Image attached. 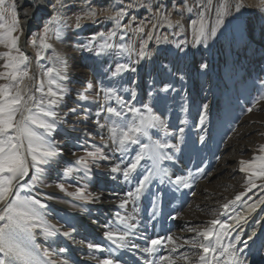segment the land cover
<instances>
[{"label": "rangeland", "instance_id": "1", "mask_svg": "<svg viewBox=\"0 0 264 264\" xmlns=\"http://www.w3.org/2000/svg\"><path fill=\"white\" fill-rule=\"evenodd\" d=\"M44 1L51 10L44 13L46 5L41 4L38 7L33 20L36 22L40 19L43 22L38 23L37 27H31L34 28L31 35L40 33L44 25L57 14V10L60 11L63 16V37L52 38L49 42L67 60L68 79L64 83L68 94L56 108L57 132L52 134L54 146L61 154L47 166L42 183L31 194L38 195L47 204L46 219L60 229L56 236L58 239L68 238L62 236L64 231L76 233L78 226L57 203L90 213L92 205L97 202L75 200L67 192L83 187L87 193L96 196L95 191L99 190L104 193L106 200L114 202L123 199L124 193L135 186V179L130 184L124 181L122 174L104 172L109 159L93 162L89 158L90 172L81 169L71 177L62 175L66 167L78 168L75 161L80 156H86L87 151L102 149L104 155L111 156L106 144L109 141L110 121L108 113L104 111L107 107L118 108L114 99L108 100L106 97V92L111 89H115L117 95L136 107L150 105L163 119L169 135L165 136L162 129H153L152 133L153 139L167 140L168 143L178 146V150L167 149L174 159L163 164L169 169L170 179L187 176L189 172L193 174L190 189L178 188L167 178L164 183L156 179L135 205L129 204L127 208L121 209L116 203L106 209L115 210L123 216L136 217L132 222L137 227L128 237L130 242L139 237L151 239L174 234L172 230L183 221L204 217L205 200L216 202L215 199L210 200V193L225 188L228 190L237 177V180L240 179L239 185L246 187L248 174L240 171L239 162L252 160L260 154V146L264 145V101H260V97L264 96V13L260 11V5L250 7L244 0H61L68 5L61 9L57 0ZM12 2L13 0H8V3ZM241 3L244 7L237 11L235 5ZM89 4L99 12L96 24L86 20L82 29H76L77 17L85 14ZM129 4L147 7H133L129 10L122 20V24L128 26L127 33L116 30L117 34L110 41L113 47L96 55L97 46L103 43L96 34L103 33L106 36L115 27L114 22L106 20L105 17L114 15L121 7ZM101 8L107 11H101ZM222 12L224 14L221 16ZM161 15L168 16L173 22L172 25L161 21ZM221 18L222 23H218ZM201 21L205 36L198 39ZM255 23L256 29L253 28ZM141 24L145 28L144 33L133 31ZM94 36V51L88 52L85 46ZM122 45L131 50L130 54H121ZM5 50L0 46V52ZM141 50L145 53L143 58L138 55ZM51 54L52 50H49L46 56ZM39 63L44 65L46 61ZM118 64L134 67L135 71H122L114 75ZM89 83L92 88L86 92ZM132 92H135V100H130ZM79 94L88 95L90 99L80 101ZM204 105H207V109ZM250 107L254 109L252 112H248ZM72 108H76L75 113L69 111ZM85 109L88 111L85 112ZM130 116L128 114L125 118ZM97 120L104 127H99ZM101 129L105 136H99ZM68 144L73 146V151L69 152L74 153V158L67 150H62ZM110 144L116 154L117 164L123 168L133 153L122 160L120 153L115 151L116 145L111 142ZM230 162L232 167L237 168L235 175L208 180L213 171L225 164L230 165ZM201 168L204 169L203 173L199 171ZM61 169V174L54 178L56 170ZM52 172L54 174L51 176ZM99 172L102 174L99 175ZM81 178L87 182H82ZM258 182L264 184V181ZM58 183H64L67 192H61L56 187ZM99 185L102 188H98ZM53 187L60 193L52 191ZM48 196L53 198L47 199ZM202 201L204 203H200ZM177 212L181 213L180 218L172 219ZM57 219L60 224L56 223ZM107 224H117L116 217H108ZM136 231L141 233L140 236ZM52 238L54 237L45 238L37 230L36 240L40 243L39 246L54 252L53 259L58 264L74 254L70 251L68 254L64 252L58 255L56 248L53 251L48 245ZM144 238L136 241L135 245H139V248L133 250L130 244V249H117L114 253L91 250L88 256L92 258L95 255L103 259L111 255L119 264H143L147 259L154 262L165 250L162 249L155 257L143 252L142 249L148 246ZM90 242L98 243L95 239H90ZM102 243L106 248H115L106 240H102ZM187 247L191 248L190 245ZM195 252L196 249H192L189 253L193 257L191 264L197 261L193 255ZM77 254L79 253L74 256ZM251 264H264V239L255 250Z\"/></svg>", "mask_w": 264, "mask_h": 264}, {"label": "snow or ice", "instance_id": "2", "mask_svg": "<svg viewBox=\"0 0 264 264\" xmlns=\"http://www.w3.org/2000/svg\"><path fill=\"white\" fill-rule=\"evenodd\" d=\"M57 3L60 4L61 9L68 7L61 0H57ZM133 7L147 6L125 5L114 15L105 17L106 20L113 21L115 27L106 36L103 33L96 34L103 41L97 46L96 55L113 47L110 41L117 34L116 30H123L125 34L127 33L128 26L123 25L122 20ZM242 7H244L242 3L237 4L236 10L239 11ZM53 8H56L55 4ZM100 10L107 11L103 8ZM148 10L151 12V9ZM222 14L224 13L222 12L221 16ZM25 15H27V11H25ZM98 15L97 8L89 4L85 14L77 17L75 28L82 29L86 20L95 25ZM62 20L63 16L57 10V14L44 25L42 31L35 34L29 41L30 45L36 49L35 59L40 68V78L35 85V91H33L32 87H24L25 80L32 79L29 75L31 58L20 47L23 29L17 7L14 0L12 3H8V0H0V46L6 49L0 52V61H2L0 63V69H2L0 70V81H4V83H0V205H3L0 208V264H58L53 259L54 253L46 249L42 250L36 243V235L37 230H40L45 238L56 237L60 229L50 224L46 219L47 204L39 199L38 195L31 193L34 192L38 184L42 183L47 166H50L61 154L54 146L52 134L57 129L58 113L56 108L68 94L64 83L68 79V64L67 60L56 52L53 44L49 41L52 38L62 39ZM160 20L168 23L169 26L173 23L168 16L164 15L160 16ZM218 23H222V18L218 19ZM133 31L144 33L145 28L141 24ZM204 36L205 29L203 21H201L198 39ZM164 41H167L166 37ZM93 44H95V36L85 46L88 52L94 51ZM49 50H52V54L46 56ZM130 52L129 48L121 46V54H130ZM138 55L143 58L145 53L141 50ZM42 60H45L46 64H40L39 62ZM129 70L135 71V68L118 64L114 75ZM91 88L92 84L89 83L85 91L87 92ZM36 93H39V96ZM106 97L108 100L114 99L118 104V108L107 107L104 109L108 113L110 121L108 139L116 145L115 151L120 153L122 160L125 156L133 153L123 168L120 164H116L110 169L111 173L122 174L124 181L130 184L133 179L136 181L135 186L125 192L124 198L120 199L119 208L125 209L129 204L135 205L151 182L156 179L160 183H164L167 178L178 188L190 189L192 187L190 181L193 179L191 172L187 176H176L175 180H171L169 169L163 166L165 161L174 159L173 154H170L167 149L178 150V146L168 143L167 140L153 139V129H162L165 136L169 135L161 116L148 104L136 107L129 101H125L122 96L116 94L115 89L108 90ZM78 99L88 101L90 97L79 94ZM130 100H135V92L130 94ZM260 101H264V96L260 97ZM204 108L207 109V105H204ZM253 110L252 107L248 108V112ZM69 111L75 113L76 108ZM87 111L88 109H85V112ZM128 114L131 116L126 119ZM203 122L202 118L201 123L203 124ZM96 123L99 127H104L99 120ZM259 153L252 160L239 162L240 171L248 174L246 191L238 194L234 200L223 204V212L220 215H228L230 205H235L247 193L261 187L257 181H264V145L260 146ZM89 158L93 162L110 159L109 156L103 154L102 149L87 151L86 156H80L75 161V165L79 167H66L62 173L63 177H71L74 172L81 169L90 172ZM30 171L31 177L29 176ZM199 171L203 173L204 169L201 168ZM56 187L61 192H67L64 183H58ZM22 193L26 194L22 195ZM67 195L75 200L85 202L100 199L99 195L93 196L87 193L86 188L83 187L73 192H67ZM52 198L51 196L47 197V199ZM252 207L254 208V206ZM155 215L156 206L154 205L153 216ZM180 216L181 213L177 212L172 219H178ZM115 217L117 224L106 226L109 227V230L103 233V238L115 248L110 246L106 248L101 243L89 242L87 244L89 250L114 253L117 249L129 248L131 242L128 237L137 227L132 222L136 217L134 215L123 216L119 212L115 213ZM231 218L236 219L237 223L245 219L244 217ZM209 225L203 230L189 229V231L196 232L195 237L191 239L181 240L173 233L151 239L145 237L148 246L142 249L143 252L154 257L162 249L167 252V254L158 255L154 262L150 260L146 264H177L178 261L191 264L192 255L188 252L176 255L185 245H190L192 249L198 250L193 253L197 258L196 264H239L235 245L225 243V238L231 236V225L219 218L209 221ZM61 234L64 237L71 236L69 231H64ZM235 240L240 242V236L237 235ZM243 243L246 245V241ZM132 247L139 248V245L133 244ZM64 251L65 249H60V252ZM92 259L96 261V264H119V261L114 260L111 255L103 259L93 255ZM59 264H68V262L60 261Z\"/></svg>", "mask_w": 264, "mask_h": 264}, {"label": "bare ground", "instance_id": "3", "mask_svg": "<svg viewBox=\"0 0 264 264\" xmlns=\"http://www.w3.org/2000/svg\"><path fill=\"white\" fill-rule=\"evenodd\" d=\"M15 2H16L17 9H18V14L20 15V18H21L22 27H23L22 28L23 36L21 37L20 47L31 58V66H30L29 75L30 77H32V79H26L24 83V87L25 88L32 87V90L35 91V85L38 80V73H39L40 68L37 66V61L35 59L36 49L31 47L29 43L30 39L35 35V33H33L27 40H24V36H25L26 31L29 29V27H32V26L37 27L38 23L42 24L43 22V20H40V19H38V21L36 22L33 20V15L36 11L35 8L39 7L41 4L46 5L44 13H47L51 10V7H47V4L44 0H16ZM244 2H246L250 7H256L260 5L261 7L260 11L264 13V5H262L264 4V0H244ZM25 11H27V15H25ZM256 27H257V23L253 25L254 29H256ZM55 132H57V130ZM55 132H54V135H55ZM103 135H104V130L101 129L99 131V136L102 137ZM69 144L67 147H65V149H62V150H67V152L71 150L73 151L72 144L71 145ZM106 144L109 148V151L112 154L110 156L109 161L106 162L107 170L104 172H108L112 174L109 169H111V167L116 165L118 163V160H116V154L114 151H112L110 142L106 141ZM71 156L73 158L75 157L73 152L71 153ZM236 170H237L236 167H232V163L230 165L225 164L223 165V167L213 171L214 173H211L209 175L208 180H214V179L219 178L220 176L227 177V176H231L232 174L235 175ZM61 171L62 169L56 170V174H55L56 176H54V178L55 177L57 178V174H61ZM53 174L54 173L52 172L51 176ZM98 174L101 175L102 173L99 172ZM31 175L32 173L30 171L29 176L31 177ZM81 179H82L81 180L82 182H87L86 179L84 178H81ZM237 179L238 177L236 178L235 181L234 180L232 181L234 185L229 187L228 190L227 188H225L222 191L218 190L219 192H217L216 190V192L210 193V196H209L210 200L215 199L216 202L214 200L212 201L205 200L206 201L205 203L207 204H205L203 201L200 202V203H204L203 205L205 208L204 212L206 213L204 217L194 218L190 221H183L181 225H179V227L178 226L175 227L172 231L174 232L176 236L180 237L181 240H184L186 238H191L192 236L195 235V232L193 233V231H189V229L203 230L204 228L210 226L209 221H211L212 219L219 218L221 221H226L229 225H231V228H230L231 236L225 238V243H233L235 245V250L237 251V255L239 257V264H251L252 257L255 253V250H257L261 241L264 239V184L257 181V184L261 185V187H258L252 190L251 192L247 193V195L243 196L241 201L237 202L235 205H230L228 215H220V213L223 212V208H222L223 204L228 203L231 200H234L238 194L244 193L246 191V187L242 188L239 185L240 179L239 180ZM98 188H102V186L99 185ZM52 191H54L55 193H60L59 190L54 187L52 188ZM95 192L97 193V195H99L100 199L96 200L97 202L92 205V212L90 213L74 209L63 203L56 204V205H60V207L62 206L61 208L65 210L67 214L69 213L68 214L69 217L75 220L78 226V231L76 233L75 232L71 233L70 237L64 240H60L57 237H54L52 238L51 241L49 240L50 243H48V245L51 247L53 251L56 248L55 252H57L58 255L64 252L68 254V252L70 251H73L74 254L79 253L76 256H74V254L72 253V256H69V258L66 259L68 264H96V261L88 256L91 250L87 248V244L90 242V239H95L98 241V243L103 244L102 240L105 241V239L103 238V233L109 230V227H106V226H109L107 224V219L108 217H115V213H117L115 210L106 211V209H108L110 205H113L116 203L119 204V201L111 202L109 200H106L103 192L99 190H96ZM252 206H254V208ZM2 207L3 205H0V208ZM231 217H244L245 219L240 220V222L237 223L236 219H232ZM56 223L60 224L58 219ZM135 233L139 234V236L141 234V233H138L137 231ZM237 235L240 236V242H237L235 240V237ZM143 238L139 237L138 239H134V240L130 239L132 242L130 243L131 246L133 244L135 245L136 241H138L139 239L142 241ZM244 241H246V245L245 243H243ZM36 243L38 245L40 244L37 242V240H36ZM205 243H207V241H205ZM41 249L44 250L43 248ZM60 249H65V251L60 252ZM133 249L134 248L131 247V250ZM124 250H127V249H124ZM191 250L192 248H189L187 247V245H185V247L180 249L176 253V255H179V253L181 252L191 253ZM197 251L198 250H196V252ZM163 254H167V252L164 251ZM147 261H150V260L147 259ZM147 261L143 262V264H146ZM177 264H188V262L178 261Z\"/></svg>", "mask_w": 264, "mask_h": 264}, {"label": "water", "instance_id": "4", "mask_svg": "<svg viewBox=\"0 0 264 264\" xmlns=\"http://www.w3.org/2000/svg\"><path fill=\"white\" fill-rule=\"evenodd\" d=\"M38 7L35 8V10H37ZM36 12V11H35ZM34 28L29 27V29L26 31L25 36H24V40H27L29 38V36L31 35L32 31Z\"/></svg>", "mask_w": 264, "mask_h": 264}]
</instances>
